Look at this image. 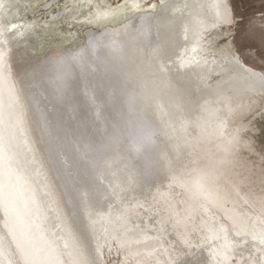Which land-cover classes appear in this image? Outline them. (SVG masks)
Segmentation results:
<instances>
[{
	"label": "bare ground",
	"instance_id": "1",
	"mask_svg": "<svg viewBox=\"0 0 264 264\" xmlns=\"http://www.w3.org/2000/svg\"><path fill=\"white\" fill-rule=\"evenodd\" d=\"M139 1L120 24L99 13L84 45L45 55L18 84L12 56L31 58L0 0L13 173L0 177V264H106L115 236L139 262L264 264V208L243 206L230 177L239 137L223 138L231 112L264 93V73L209 49L208 34L233 23L229 0H164L154 13Z\"/></svg>",
	"mask_w": 264,
	"mask_h": 264
},
{
	"label": "rangeland",
	"instance_id": "2",
	"mask_svg": "<svg viewBox=\"0 0 264 264\" xmlns=\"http://www.w3.org/2000/svg\"><path fill=\"white\" fill-rule=\"evenodd\" d=\"M7 1L13 6L16 20L23 27L28 56L34 64L28 61L29 58L20 61L16 60L15 55L12 56L14 58L11 62L17 63L15 66L11 63V70L19 84L22 78L39 74L37 68L44 66L39 61L45 55L70 52L84 45L88 28L101 29V21L97 25L93 24L99 13L111 14L109 17H102V21L108 20L110 25L120 24L131 17V1L139 0ZM163 2L164 0H140L138 11L157 12ZM229 4L233 23L213 29L208 34L209 49L215 55L226 51L238 54L246 65L264 73V0H229ZM119 16L121 17L118 18ZM216 75L207 78L210 86L218 85L221 74ZM233 134L239 137V147L231 155L234 166L230 169V177L250 202L243 206L255 212L257 206L264 208V93L243 101L226 118L223 138H229ZM107 251L106 264H156L146 260L136 261L128 245L119 236L114 237Z\"/></svg>",
	"mask_w": 264,
	"mask_h": 264
},
{
	"label": "snow or ice",
	"instance_id": "3",
	"mask_svg": "<svg viewBox=\"0 0 264 264\" xmlns=\"http://www.w3.org/2000/svg\"><path fill=\"white\" fill-rule=\"evenodd\" d=\"M7 31L6 26H0V39L3 38L4 33ZM2 58V54H0ZM2 119V118H0ZM6 145L4 144L3 137L0 136V177L3 176V171L7 167L8 176L11 178L13 173L11 171V158L6 156ZM0 207L8 208L9 204L3 197V181L0 179ZM27 213V209L25 210Z\"/></svg>",
	"mask_w": 264,
	"mask_h": 264
},
{
	"label": "water",
	"instance_id": "4",
	"mask_svg": "<svg viewBox=\"0 0 264 264\" xmlns=\"http://www.w3.org/2000/svg\"><path fill=\"white\" fill-rule=\"evenodd\" d=\"M135 108H137V106H136ZM138 110H139V109H138ZM70 122L73 123L75 126H77V124H76L75 121H70ZM149 122H150V121H149ZM146 125H147V124H146ZM146 125H145V126H146ZM71 128H72V127H71ZM75 129H77V131H75L76 134L81 133V132H78V129H79V128H75ZM94 130H96V128H94ZM95 134L101 135L100 132H96Z\"/></svg>",
	"mask_w": 264,
	"mask_h": 264
}]
</instances>
